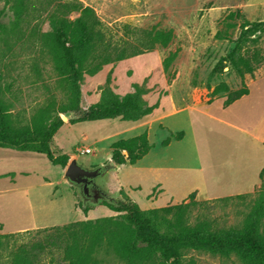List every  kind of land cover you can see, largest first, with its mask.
Listing matches in <instances>:
<instances>
[{"label":"rangeland","instance_id":"rangeland-1","mask_svg":"<svg viewBox=\"0 0 264 264\" xmlns=\"http://www.w3.org/2000/svg\"><path fill=\"white\" fill-rule=\"evenodd\" d=\"M76 1L94 11L104 42L129 51L125 59L105 64L93 75L84 74L79 107L100 101L109 76L116 95L137 90L155 109L135 122L117 117L71 123L76 118L73 98L43 41L42 35L51 31L44 15L14 34L7 31L0 36V97L13 123L28 125L40 113L48 120L59 116L62 125L50 143L53 156L65 154L89 168L110 161V146L120 139L146 132L151 149L136 164L119 166L100 177L107 195L96 204L68 184L65 170L45 156L0 149V235H11L0 251V264H11L20 245L38 242L45 248L36 264H67L52 229L113 217L102 201L124 200V196L146 210L187 203L195 191V200L207 203L193 210L190 222L204 216L221 227L239 223L264 169V61L253 77H244L249 94L226 108V91L214 90L222 84L227 91L235 90L240 80L229 66L212 80L209 73L231 51L242 18L264 21V0ZM0 10L9 27L13 15L3 0ZM231 13L239 17L228 18ZM159 31L171 32L166 46L156 44L137 52L148 34ZM255 37L264 58V32ZM178 132H183L179 140ZM167 138L169 143L163 146ZM239 194L248 197L243 202L217 201ZM82 207L89 208L86 214ZM188 257L197 264H240L234 257L194 251ZM96 258L98 264H121L106 250Z\"/></svg>","mask_w":264,"mask_h":264},{"label":"trees","instance_id":"trees-1","mask_svg":"<svg viewBox=\"0 0 264 264\" xmlns=\"http://www.w3.org/2000/svg\"><path fill=\"white\" fill-rule=\"evenodd\" d=\"M12 13L8 25L2 22L0 10V36L16 33L18 28L32 19L47 17L51 31L43 34L54 62V70L66 81L73 98L72 109L76 118L71 123L98 121L119 117L135 122L150 115L155 105L149 106L137 90L124 96L116 95L105 81L100 101L86 109L79 107L80 86L84 74L93 75L100 68L112 62L121 61L129 55L128 48L115 50L104 42L99 31V20L94 11L76 0H3ZM71 15H76L71 20ZM239 17L231 13L228 18ZM264 32V21L249 22L242 18L238 36L231 51L221 57L209 73V80L230 70L240 80V87L227 91L222 84L214 90L226 91L223 107L226 108L249 94L244 77H253L264 58L256 48V35ZM45 37V38H44ZM171 32H155L147 35L141 43V50H149L156 44L166 46ZM131 55V54H130ZM172 57V56H171ZM59 116L48 120L40 113L30 124L17 126L0 97V149L32 152L43 155L54 166L65 170L70 162L68 155L53 156L50 143L61 127ZM178 132L176 139H181ZM167 138L162 142L168 145ZM110 162L114 166L134 165L142 160L151 149L146 132L134 137L120 139L110 146ZM124 152L126 154H124ZM259 185L256 195L239 223L218 226L214 219L197 217L190 222L193 210L206 207V201L195 200L196 192L188 195V202L167 205L160 208L140 209L124 196L118 204L103 202L113 217L69 223L52 229L57 244L63 251L67 264H98L96 258L101 250L110 252L121 264H197L188 253H206L214 257H234L240 264H264V169L258 173ZM247 195L225 197L217 201L225 203L236 199L244 201ZM89 208H83L84 214ZM11 235H0V251ZM47 237L52 238V234ZM45 245L34 243L20 245L13 254L11 264H36L38 255Z\"/></svg>","mask_w":264,"mask_h":264},{"label":"water","instance_id":"water-1","mask_svg":"<svg viewBox=\"0 0 264 264\" xmlns=\"http://www.w3.org/2000/svg\"><path fill=\"white\" fill-rule=\"evenodd\" d=\"M124 154L126 153L124 152ZM118 167L108 161L104 165L89 168L72 159L64 171L63 178L68 184L75 186L79 183H86L88 179H93L97 176L105 178L110 170Z\"/></svg>","mask_w":264,"mask_h":264},{"label":"flooded vegetation","instance_id":"flooded-vegetation-1","mask_svg":"<svg viewBox=\"0 0 264 264\" xmlns=\"http://www.w3.org/2000/svg\"><path fill=\"white\" fill-rule=\"evenodd\" d=\"M99 180H100V177L97 176L93 179H88L86 183H79L75 185V187L79 190L82 197L89 200L92 204H96L100 197L105 198L107 195V192H105V190L99 184ZM122 201L123 200L119 199L115 201H110L109 203L118 204L119 202H122ZM103 202L105 201L103 200L102 203Z\"/></svg>","mask_w":264,"mask_h":264},{"label":"crops","instance_id":"crops-1","mask_svg":"<svg viewBox=\"0 0 264 264\" xmlns=\"http://www.w3.org/2000/svg\"><path fill=\"white\" fill-rule=\"evenodd\" d=\"M244 97H246V96H244Z\"/></svg>","mask_w":264,"mask_h":264}]
</instances>
